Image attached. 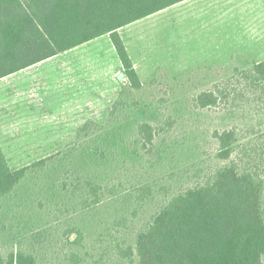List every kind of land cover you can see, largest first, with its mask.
<instances>
[{
	"label": "trees",
	"instance_id": "1",
	"mask_svg": "<svg viewBox=\"0 0 264 264\" xmlns=\"http://www.w3.org/2000/svg\"><path fill=\"white\" fill-rule=\"evenodd\" d=\"M182 1L0 0V80L108 34L128 79L118 96L140 90L119 29ZM191 102L231 119L213 130L215 161L192 182L187 169L153 176L159 146L179 123L173 112L119 136L141 162L102 175L79 156L100 153L105 143L94 142L139 105L134 99L109 110L90 101L69 145L17 169L0 143V264H264V60L235 67ZM27 182L43 195L24 217L17 199Z\"/></svg>",
	"mask_w": 264,
	"mask_h": 264
},
{
	"label": "rangeland",
	"instance_id": "2",
	"mask_svg": "<svg viewBox=\"0 0 264 264\" xmlns=\"http://www.w3.org/2000/svg\"><path fill=\"white\" fill-rule=\"evenodd\" d=\"M235 1L236 19L230 20L229 29H219L229 34L221 35V42L214 46L211 40L216 36L212 37L210 28L204 27L207 33L203 35L196 24L195 0L121 28L143 84L142 89L124 96L118 95L128 79L118 77L124 68L108 34L0 80V143L10 166L17 169L69 145L75 128L87 117L83 109L90 101L102 102L109 110L115 99L127 98L139 105L126 109L123 120L107 127L106 134L94 142L105 143L98 155L83 149L82 160L85 156L88 162L99 164L102 175L128 165V160L141 162L127 147L123 151L119 136L127 139L138 121H155L158 111H167L179 123L159 146L153 176L187 169V182L198 179L215 161L213 130L228 127L231 119L221 108H195L192 96L231 76L235 67L244 69L264 60V0ZM41 104L51 114L43 113ZM56 172L58 165L47 174L43 189H50ZM32 188L34 183L24 184L17 199L24 217L43 195L41 189L33 193ZM48 253L43 255L49 257Z\"/></svg>",
	"mask_w": 264,
	"mask_h": 264
},
{
	"label": "crops",
	"instance_id": "3",
	"mask_svg": "<svg viewBox=\"0 0 264 264\" xmlns=\"http://www.w3.org/2000/svg\"><path fill=\"white\" fill-rule=\"evenodd\" d=\"M191 0H184L182 2H188ZM235 2V3H234ZM237 1L235 0H195L196 4V24L197 26L201 27L203 29V35L207 33V31L204 30V27L208 26L210 29V34L212 37L216 36V39L211 40V44L214 46L216 44H219L222 39H220L221 35L226 36L229 33L228 32H220V28L224 29H229L230 20H234L236 18V12L235 7L237 6ZM158 13V12H157ZM156 14V13H155ZM154 15V14H152ZM150 15V16H152ZM147 16L143 19H140L138 21H135L131 24L137 23V22H142L145 19H147ZM244 16V15H243ZM243 16L241 17V20H243ZM130 25V24H128ZM123 28V27H122ZM121 29V28H120ZM119 29V33H120ZM218 32H217V31ZM215 33V34H214ZM130 55L133 60L134 66L137 69V72L139 70V64L135 62L132 53L129 49V46L127 44V40L121 35ZM113 46V45H112ZM114 49V48H113ZM115 52V51H114ZM118 58V57H117ZM121 65V64H120ZM35 66V65H34ZM140 74V73H139ZM123 72L121 71L119 73V78L123 79Z\"/></svg>",
	"mask_w": 264,
	"mask_h": 264
}]
</instances>
